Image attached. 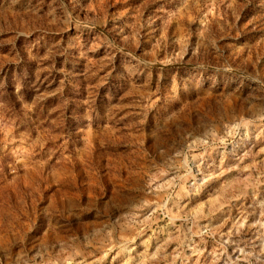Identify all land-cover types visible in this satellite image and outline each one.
<instances>
[{"label":"rangeland","instance_id":"374dc122","mask_svg":"<svg viewBox=\"0 0 264 264\" xmlns=\"http://www.w3.org/2000/svg\"><path fill=\"white\" fill-rule=\"evenodd\" d=\"M0 264H264V0H0Z\"/></svg>","mask_w":264,"mask_h":264}]
</instances>
